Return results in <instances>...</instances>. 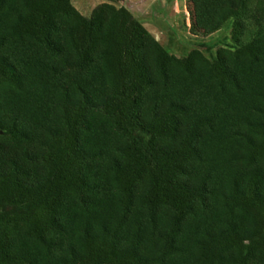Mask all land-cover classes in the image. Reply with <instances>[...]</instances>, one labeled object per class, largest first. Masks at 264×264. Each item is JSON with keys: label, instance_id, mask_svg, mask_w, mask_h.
<instances>
[{"label": "trees", "instance_id": "trees-1", "mask_svg": "<svg viewBox=\"0 0 264 264\" xmlns=\"http://www.w3.org/2000/svg\"><path fill=\"white\" fill-rule=\"evenodd\" d=\"M187 1L237 47L177 57L125 7L0 0V264H264V18Z\"/></svg>", "mask_w": 264, "mask_h": 264}, {"label": "rangeland", "instance_id": "rangeland-1", "mask_svg": "<svg viewBox=\"0 0 264 264\" xmlns=\"http://www.w3.org/2000/svg\"><path fill=\"white\" fill-rule=\"evenodd\" d=\"M104 2L128 9L170 54L177 57H184L197 49L213 59L218 48L237 47L232 38V21L207 36L191 29L187 0H71L85 17H89L93 9ZM255 8L258 16L264 18V0H255ZM242 40L246 42L247 39Z\"/></svg>", "mask_w": 264, "mask_h": 264}]
</instances>
